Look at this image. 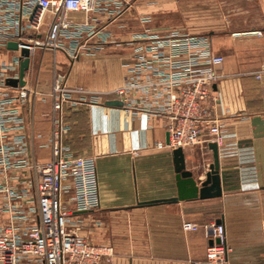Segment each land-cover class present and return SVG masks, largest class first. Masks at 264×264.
Returning a JSON list of instances; mask_svg holds the SVG:
<instances>
[{
    "label": "crops",
    "instance_id": "crops-1",
    "mask_svg": "<svg viewBox=\"0 0 264 264\" xmlns=\"http://www.w3.org/2000/svg\"><path fill=\"white\" fill-rule=\"evenodd\" d=\"M122 14L98 12L117 37L97 52L69 58L63 49L38 47L31 56L26 84L31 97L24 109L34 157L51 158L54 98L59 74L70 87L99 94V103H66L63 119L70 125L63 142L77 155L98 156L100 207L83 213V234L115 248L111 264H190L204 260L209 238L201 228L182 229L184 221L225 225L228 258L222 264H264V0H123ZM115 10L110 7L108 12ZM71 20L85 21L81 12ZM52 14L46 17V23ZM181 29L210 37L224 56L225 76L214 85L216 115L225 123L219 146L223 195L218 198L138 206V202L177 194L172 151L164 118L133 117L107 92L124 79L131 57L127 41L152 30ZM260 31L261 34L257 32ZM47 93V94H45ZM210 142L185 149L187 168L198 181L213 162ZM46 145V146H45ZM94 220L101 225L95 226Z\"/></svg>",
    "mask_w": 264,
    "mask_h": 264
},
{
    "label": "built area",
    "instance_id": "built-area-1",
    "mask_svg": "<svg viewBox=\"0 0 264 264\" xmlns=\"http://www.w3.org/2000/svg\"><path fill=\"white\" fill-rule=\"evenodd\" d=\"M123 0H0V264H111L115 248L89 240L83 213L100 207L98 156L77 155L63 142L70 125L63 119L66 103L101 102L99 94L70 87L59 74L49 93L54 98L51 158L32 153L24 109L31 89L9 85L19 77L22 49H63L76 60L84 52H97L117 37L91 15L122 14ZM115 10L108 12L110 7ZM81 12L85 21L71 20ZM52 19L46 23V17ZM261 34L260 31L257 32ZM17 42L18 49L8 48ZM131 57L124 64L123 82L107 92L122 102L133 117L164 118L169 143L157 148L173 150L203 142L222 141L225 123L216 115L214 85L225 74L224 56L210 37L181 29L160 33L145 30L127 41ZM47 94V93H45ZM46 146V145H45ZM94 225H101L94 220ZM203 229L209 244L204 260L190 264H222L229 245L221 222L184 221L182 229Z\"/></svg>",
    "mask_w": 264,
    "mask_h": 264
},
{
    "label": "water",
    "instance_id": "water-1",
    "mask_svg": "<svg viewBox=\"0 0 264 264\" xmlns=\"http://www.w3.org/2000/svg\"><path fill=\"white\" fill-rule=\"evenodd\" d=\"M8 48L18 49L17 42H9ZM31 52L28 48L22 49V59L20 64L19 77L9 79L12 86H23L26 84V74L31 66ZM107 105L122 106L119 100H108ZM170 134L167 132L166 142L169 143ZM209 148L213 151V162L206 172L205 178L198 181L194 172L187 168L185 149L177 147L172 151L173 164L175 170L177 194L170 198H161L138 202V206H151L161 203H176L179 201H189L197 199L218 198L223 195L222 180L220 175V154L217 142H210ZM220 222V220L218 221ZM212 240L210 244H212Z\"/></svg>",
    "mask_w": 264,
    "mask_h": 264
}]
</instances>
